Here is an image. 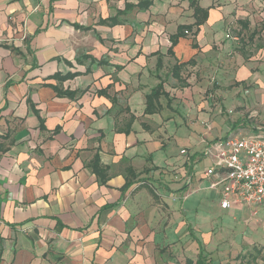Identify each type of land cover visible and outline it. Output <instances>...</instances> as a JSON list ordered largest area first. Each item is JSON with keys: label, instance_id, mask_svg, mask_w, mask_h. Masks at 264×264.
I'll return each instance as SVG.
<instances>
[{"label": "crops", "instance_id": "1", "mask_svg": "<svg viewBox=\"0 0 264 264\" xmlns=\"http://www.w3.org/2000/svg\"><path fill=\"white\" fill-rule=\"evenodd\" d=\"M196 1L205 21L171 46L189 0H0V264H221L220 240L240 264L264 237L262 207L220 206L214 146L235 123L218 136L202 78L216 64L228 81L218 39L242 13L253 37L240 5L256 0ZM250 63L232 83L258 77Z\"/></svg>", "mask_w": 264, "mask_h": 264}, {"label": "rangeland", "instance_id": "2", "mask_svg": "<svg viewBox=\"0 0 264 264\" xmlns=\"http://www.w3.org/2000/svg\"><path fill=\"white\" fill-rule=\"evenodd\" d=\"M254 4L253 9L250 7L251 3L249 6L248 2L240 5L241 11L250 12V10H254L255 34H253L252 38H250L252 27H248L249 21L245 19L244 13H242L244 19H235L231 26L223 30L225 32L218 39L221 43L226 40L230 42V47L226 51L225 56L220 62H217V64L227 62V67L223 71L229 75L228 81L226 82L223 79L222 76L224 73H218L216 68H222L216 64L208 72H202V78L206 81V89H204L203 96L210 103V109L206 111L209 115L214 116L217 121L216 126H220V132L217 133L218 136L226 133L225 129L221 126L224 124H232V122L235 123V126L230 128L231 130L225 136L237 133L234 129L241 127L237 125L239 122H235L238 117L244 120V123L249 124L250 127L253 125L256 127H264V0H256ZM241 59L245 62L251 60L252 64L250 63L249 65L253 67V71L258 72V77L255 79L250 77L240 84H234L232 83V80H234L232 76L236 70V66L242 61ZM199 121L205 130L210 131L214 129L211 126V121L201 119ZM201 134L203 133L197 132L198 136ZM216 229L218 228L216 227ZM254 240L252 244L244 246L242 252H245V254L251 252L254 247L263 249L258 261L260 264H264V259H261L263 258L262 255L264 256V237ZM217 244L219 247L215 249V252L217 254L220 253L224 259H226V253L229 256L227 258L228 261L224 260L221 264H230V261H232L230 255H234L238 250V243L229 240H220ZM173 257V259L176 258V256ZM231 264L238 263L231 262Z\"/></svg>", "mask_w": 264, "mask_h": 264}, {"label": "built area", "instance_id": "3", "mask_svg": "<svg viewBox=\"0 0 264 264\" xmlns=\"http://www.w3.org/2000/svg\"><path fill=\"white\" fill-rule=\"evenodd\" d=\"M184 32L189 33L187 30ZM214 150V164L226 173L222 180L213 183H224L221 208H228L230 198L234 197L243 204L264 209V133L247 137L228 135L221 143L215 144ZM206 153H210V149ZM213 173V168L205 171L206 176Z\"/></svg>", "mask_w": 264, "mask_h": 264}, {"label": "trees", "instance_id": "4", "mask_svg": "<svg viewBox=\"0 0 264 264\" xmlns=\"http://www.w3.org/2000/svg\"><path fill=\"white\" fill-rule=\"evenodd\" d=\"M149 2H145V6L149 5ZM189 6L192 7L193 9V16L195 17V21L193 22V24L190 25H179L177 28V32L173 35L170 36V42H171V46L175 45V43L177 42V39L180 36H185V30L189 31L192 28H194L193 30V34L195 35L198 31L199 25H201L206 17H207V9L206 8H201L196 0H189ZM113 21V20H112ZM168 53H171V48L168 49ZM189 63H191V61H189ZM182 66V64H177L174 65L172 68V74L175 78H177L178 80H180V67ZM69 77V75L64 76L63 78ZM161 89V85H158L156 88H154L151 93L149 95L146 96V109L145 112L146 113H150L153 110L151 109V102L158 98V96L162 93L161 91H159ZM58 95L60 96H68L71 97L73 96V92H68V91H61L58 92ZM263 249L260 248H253V250L251 252H249L247 254V256L241 255L239 257L240 259V264H260L258 262V258H260L261 253H262ZM264 259V256L262 255ZM185 264H188V261H186Z\"/></svg>", "mask_w": 264, "mask_h": 264}]
</instances>
